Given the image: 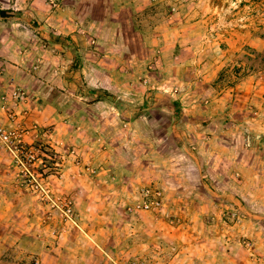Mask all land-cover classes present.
<instances>
[{
  "label": "rangeland",
  "instance_id": "obj_1",
  "mask_svg": "<svg viewBox=\"0 0 264 264\" xmlns=\"http://www.w3.org/2000/svg\"><path fill=\"white\" fill-rule=\"evenodd\" d=\"M131 1L0 0V264H264V0Z\"/></svg>",
  "mask_w": 264,
  "mask_h": 264
},
{
  "label": "crops",
  "instance_id": "obj_2",
  "mask_svg": "<svg viewBox=\"0 0 264 264\" xmlns=\"http://www.w3.org/2000/svg\"><path fill=\"white\" fill-rule=\"evenodd\" d=\"M132 1L129 0L128 2V5L125 6L124 8V15L125 17H129L131 18V15L133 14V12H136L138 8H140L138 6V2H133L131 3ZM32 8V5L30 6ZM48 10L45 14V18L42 19L43 21V26H47L48 31L45 33V37L47 38V41L49 42V46L47 47L48 49V55H47V58L48 61H45L47 63V67H64L63 66V58L65 55H67L68 53L72 54L73 52L71 51H68L67 47L64 48V43L63 41L65 40V38L63 37L65 34V31H66V25H65V22L62 21L61 19H59L57 16L59 15V13L57 14V11H55L54 9L50 8V7H47ZM124 17V18H125ZM75 28V27H74ZM75 30V29H74ZM70 37H75V34H70ZM70 37H67L65 41H69V39H71ZM62 43V45H61ZM115 46V45H114ZM57 49H56V48ZM104 47H108L107 45L104 46ZM113 47V46H112ZM113 48L111 49H107L106 52L102 55L99 56V58L96 59V64L99 66V67H111L113 66V63L112 61L115 60V58L118 56L117 52L115 51H112ZM59 50H61L62 52H60ZM114 50V49H113ZM116 61V60H115ZM50 62H54V66L51 65ZM117 63H115L116 65ZM218 70L221 69V67H217ZM3 67H0V73L2 72L3 73ZM215 70H214V67L211 68V70L209 71V73H214ZM47 104L49 105H54L55 103L54 102H50V101H47ZM93 105L97 104V102H93L92 103ZM197 104H193L192 106V111L194 112H197V114H207L209 112L208 109H205V108H201V109H198L197 110ZM191 109V108H190ZM68 111L66 110H63L61 111L60 109L59 110H56L55 112H53V115L51 116H45L47 119H50V118H53V117H57V118H65V116H67L69 113H67ZM76 115L79 116V112H76L75 113ZM195 114V113H193ZM103 115V114H102ZM102 115H100V117L102 118ZM69 116V115H68ZM99 115L98 113L95 111V113H93V115H83L82 118L83 119H93V118H97ZM105 116V115H104ZM99 117V118H100ZM100 118V119H101ZM105 119H107V116L105 117ZM0 183H2L0 181ZM2 198V197H1ZM0 198V199H1ZM0 210H2L0 208Z\"/></svg>",
  "mask_w": 264,
  "mask_h": 264
},
{
  "label": "built area",
  "instance_id": "obj_3",
  "mask_svg": "<svg viewBox=\"0 0 264 264\" xmlns=\"http://www.w3.org/2000/svg\"><path fill=\"white\" fill-rule=\"evenodd\" d=\"M92 42H94V40H92ZM9 98L11 100L13 99V102H15L17 98H22V93L20 94L18 91L13 90L10 97L5 93L0 94L1 108L6 111V118L9 119V124L0 123V147L12 153L17 163H20L28 170V166L36 159V154L32 148L25 145L24 137L26 132L24 129L16 126L12 122L15 120V113L6 110V104ZM19 154H21V157ZM158 194L159 193L156 194L157 196L153 195V199L148 197L146 200L139 202L138 205L145 209H150L155 205L159 206Z\"/></svg>",
  "mask_w": 264,
  "mask_h": 264
}]
</instances>
